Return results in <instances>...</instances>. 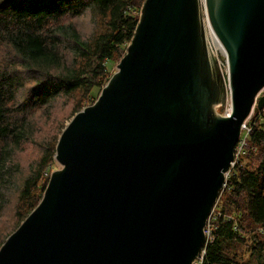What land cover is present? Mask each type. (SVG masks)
<instances>
[{
    "label": "water",
    "instance_id": "obj_1",
    "mask_svg": "<svg viewBox=\"0 0 264 264\" xmlns=\"http://www.w3.org/2000/svg\"><path fill=\"white\" fill-rule=\"evenodd\" d=\"M263 91L264 0H145L116 71L63 128L59 169L0 264H192Z\"/></svg>",
    "mask_w": 264,
    "mask_h": 264
},
{
    "label": "trees",
    "instance_id": "obj_2",
    "mask_svg": "<svg viewBox=\"0 0 264 264\" xmlns=\"http://www.w3.org/2000/svg\"><path fill=\"white\" fill-rule=\"evenodd\" d=\"M144 1L0 0V43H6L17 57L15 70L0 71V175L8 174L10 169L5 166L14 151L33 133L26 123H18V119L10 116L8 106L14 103L17 91L26 83H32L25 102L39 109L60 96L79 94L80 103L74 106L73 115L92 103L111 75L109 62L117 63L124 56ZM86 10L94 13L98 25V32L90 39L82 38L71 23L48 27L49 21L78 16ZM65 50L69 59L64 58ZM14 72L27 74L29 78L14 76ZM95 90L98 91L96 95ZM262 112H254L253 119L247 123L248 131H241V136L246 135L244 154L228 173L224 189L213 208L209 219L210 240L204 248L201 264H248L233 252V247L244 241L251 247L253 264H264ZM56 141V138L49 141L32 173L21 182L15 212L16 227L42 197L49 177L40 183V187L37 185L47 164L54 158ZM8 142L11 148L6 147ZM6 180L0 183L4 185Z\"/></svg>",
    "mask_w": 264,
    "mask_h": 264
},
{
    "label": "rangeland",
    "instance_id": "obj_3",
    "mask_svg": "<svg viewBox=\"0 0 264 264\" xmlns=\"http://www.w3.org/2000/svg\"><path fill=\"white\" fill-rule=\"evenodd\" d=\"M66 23L73 24L75 29L84 39H90L98 32L97 19H95L94 13L89 10H86L84 13L78 16L63 17L55 22L49 21L48 27L54 26L56 24L66 25ZM66 50L64 52L66 56H63L64 58L67 57L69 59L70 57L67 55ZM222 56L223 54L219 53L217 57L221 58ZM16 63L17 57L14 51L6 43L1 42L0 71H3L4 69L5 73L11 72V68L15 70V67L17 66ZM117 63L116 61L109 62L108 68L111 73L116 71ZM18 69H20V67ZM13 75L17 77H21L22 75L23 79L28 77L27 74L17 75L15 72ZM31 80L32 79L29 81ZM31 85L32 83H26L22 89H19L16 93L14 103L11 104V107L8 106L10 116L18 119V123H26V127H29V131L33 133L30 139L21 143L19 149L14 151L13 157H11L10 162L5 166V169H10L8 174L0 175V182L4 181V179H7L4 185L3 183H0V205L2 206L0 210V242L7 234L9 235L15 230L16 224L18 222L16 217L17 214L15 212L19 205V193L22 187V180L32 173L44 150L47 149L49 141L53 142L55 138L56 140L59 138L63 128L69 122L74 113V106L76 103H80L77 98L79 97V94H73L70 96H60L48 106H44L40 109L38 107L30 106L29 103L25 102V100L29 94ZM93 93L96 95L98 94V91L95 90ZM263 94L264 93H262V95ZM261 111H263V118L260 121H264V106ZM252 112L243 125V130L246 129L248 131L247 123L252 118V115H254ZM257 113L259 114L260 111H257ZM6 147H12L10 142H8ZM235 151L236 149H234V153ZM238 160L239 157L234 156L230 170L234 164L238 162ZM56 169H59V165L53 158L52 161L47 164L46 170L43 172L44 174L40 176L41 178L37 187H40V183L45 178H48L50 173ZM3 175H5V178ZM233 252L237 253L243 262H247L248 264L254 263V257L252 255L249 242L244 241L238 243L233 247Z\"/></svg>",
    "mask_w": 264,
    "mask_h": 264
},
{
    "label": "bare ground",
    "instance_id": "obj_4",
    "mask_svg": "<svg viewBox=\"0 0 264 264\" xmlns=\"http://www.w3.org/2000/svg\"><path fill=\"white\" fill-rule=\"evenodd\" d=\"M200 1H202V0H200ZM3 20V19H2ZM11 22V21H10ZM138 23H139V19H138ZM138 23H137V26H138ZM3 24V23H2ZM8 24V23H7ZM6 24V25H7ZM137 26H136V28H137ZM204 28H205V33H206V35H208L210 38H211V40H212V42H213V44H214V46L216 47V48H218V49H220L221 50V46L219 45V43H218V41H217V39L215 38V36L212 34V32H211V30H210V28H209V26H208V24H207V22H206V20L204 21ZM136 30V29H135ZM134 35V34H133ZM5 54H6V52H5ZM10 58V57H9ZM9 64V63H8ZM1 65V64H0ZM7 65V64H6ZM21 77H23L22 75H21ZM27 78V77H26ZM29 78V77H28ZM21 80V79H20ZM30 79H28V81H29ZM27 81V80H26ZM23 85V84H22ZM12 86V85H11ZM262 93H264V91L262 92ZM262 93L260 92L259 94H258V96L256 97V100H255V103H254V110H253V112H252V114L254 113V112H257V111H261V109L263 108V106L261 107V109H258L257 108V103H258V98H260V97H264V94L262 95ZM9 101V100H8ZM253 119V118H252ZM7 123V122H6ZM246 138V137H245ZM244 138V136H240V138H239V141L237 142V144H236V146H235V149L236 148H238V147H241V149H240V156H239V158L244 154V148H245V145H246V142H245V140H244V144L241 146V141L243 140V139H245ZM236 152V151H235ZM234 156H235V153H234ZM227 178V177H226ZM216 205V204H215ZM212 213H213V210H212ZM212 213H211V215H212ZM211 215L209 216V218H208V220H207V224H206V227H205V230H204V232H205V235H206V230L208 229V231H209V237H207V235H206V241H205V243H204V245H203V247L201 248V250H200V252H199V255H198V257L193 261V263L192 264H201L202 263V261H203V258H204V253H205V250H204V248H205V246L207 245V243L209 242V240H210V226H209V219H210V217H211Z\"/></svg>",
    "mask_w": 264,
    "mask_h": 264
},
{
    "label": "built area",
    "instance_id": "obj_5",
    "mask_svg": "<svg viewBox=\"0 0 264 264\" xmlns=\"http://www.w3.org/2000/svg\"><path fill=\"white\" fill-rule=\"evenodd\" d=\"M206 38H207L206 42H207V48H208L209 53L211 54V52H212L213 56L217 59V62L219 64V67H220L221 71L222 72H226L227 63H226L225 54L223 53V50L222 49L220 50V49L216 48L214 46L211 38L208 35H206ZM219 53H222L223 54V56L221 58H218L217 57ZM244 130H246V129H244ZM242 131H243V129H242ZM245 137H246V135L244 136V138ZM244 140L245 139H243L241 141V146L244 144ZM240 149H241V147L236 148L235 156H237V157L240 156ZM206 235H207V237H209V231H208V229L206 230Z\"/></svg>",
    "mask_w": 264,
    "mask_h": 264
}]
</instances>
